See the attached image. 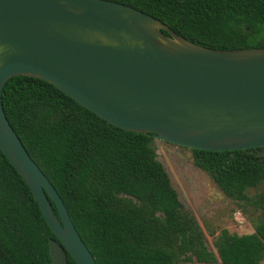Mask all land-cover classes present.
<instances>
[{
  "label": "trees",
  "instance_id": "obj_1",
  "mask_svg": "<svg viewBox=\"0 0 264 264\" xmlns=\"http://www.w3.org/2000/svg\"><path fill=\"white\" fill-rule=\"evenodd\" d=\"M111 1L154 17L197 45L264 48V0ZM0 102L95 264H259L264 256V147L188 148L194 166L252 227L243 234L221 228L212 252L157 159L151 133L114 126L28 75L9 77ZM49 238L55 236L30 189L0 151V264H49ZM65 254L67 264H76Z\"/></svg>",
  "mask_w": 264,
  "mask_h": 264
},
{
  "label": "water",
  "instance_id": "obj_2",
  "mask_svg": "<svg viewBox=\"0 0 264 264\" xmlns=\"http://www.w3.org/2000/svg\"><path fill=\"white\" fill-rule=\"evenodd\" d=\"M14 75L40 78L114 126L177 146L264 147V48L197 45L119 2L0 0V92ZM0 151L57 240H47L49 264H67L65 252L95 264L1 102Z\"/></svg>",
  "mask_w": 264,
  "mask_h": 264
},
{
  "label": "rangeland",
  "instance_id": "obj_3",
  "mask_svg": "<svg viewBox=\"0 0 264 264\" xmlns=\"http://www.w3.org/2000/svg\"><path fill=\"white\" fill-rule=\"evenodd\" d=\"M153 142L157 159L165 169L179 201L204 232L209 250L215 252L212 240L221 228L236 234L252 231L250 223L233 201L219 190L205 172L194 166L188 148L156 138ZM206 228L213 230V236L206 233ZM259 264H264V256Z\"/></svg>",
  "mask_w": 264,
  "mask_h": 264
},
{
  "label": "built area",
  "instance_id": "obj_4",
  "mask_svg": "<svg viewBox=\"0 0 264 264\" xmlns=\"http://www.w3.org/2000/svg\"><path fill=\"white\" fill-rule=\"evenodd\" d=\"M239 212H237V214H238Z\"/></svg>",
  "mask_w": 264,
  "mask_h": 264
}]
</instances>
